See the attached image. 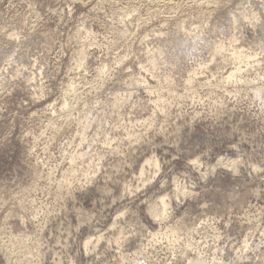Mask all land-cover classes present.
<instances>
[{
  "label": "rangeland",
  "instance_id": "rangeland-1",
  "mask_svg": "<svg viewBox=\"0 0 264 264\" xmlns=\"http://www.w3.org/2000/svg\"><path fill=\"white\" fill-rule=\"evenodd\" d=\"M0 264H264V0H0Z\"/></svg>",
  "mask_w": 264,
  "mask_h": 264
},
{
  "label": "bare ground",
  "instance_id": "bare-ground-1",
  "mask_svg": "<svg viewBox=\"0 0 264 264\" xmlns=\"http://www.w3.org/2000/svg\"><path fill=\"white\" fill-rule=\"evenodd\" d=\"M210 1V0H209ZM142 2V1H141ZM130 3V2H129ZM133 3V2H132ZM135 3V2H134ZM153 3V2H152ZM217 3V2H216ZM169 4V3H168ZM213 4H214V2H213ZM139 5V4H138ZM156 5V4H155ZM166 5V4H165ZM135 6V5H134ZM153 7V6H152ZM165 7H167V6H165ZM158 8V7H157ZM169 8V7H168ZM232 76V75H231ZM228 77L230 78V76L228 75ZM166 205L167 204H165V202H164V200H162V198H161V200H160V206H161V208H162V212L164 213V211H165V208H166ZM5 249V248H4ZM6 252H8V250L6 251ZM5 252V253H6ZM10 253H11V251H10ZM7 254H9V252L7 253ZM10 261V260H9Z\"/></svg>",
  "mask_w": 264,
  "mask_h": 264
}]
</instances>
